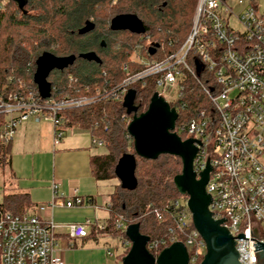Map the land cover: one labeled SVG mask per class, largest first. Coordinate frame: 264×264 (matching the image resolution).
Segmentation results:
<instances>
[{"label":"built area","instance_id":"2783aa9c","mask_svg":"<svg viewBox=\"0 0 264 264\" xmlns=\"http://www.w3.org/2000/svg\"><path fill=\"white\" fill-rule=\"evenodd\" d=\"M132 60L135 69L124 63L126 77L120 83L93 95L43 98L31 84L0 78V146L11 144L19 126L29 120L51 122L57 144L66 132L62 126L66 110L102 97L123 102L129 88L152 82L179 116L186 117L175 131L201 142L195 141L198 177L209 155L210 209L215 219H227L223 225L235 237L239 262L259 264L261 249L253 243L264 242V0H198L191 29L176 50L153 60L136 51ZM92 144L103 145L95 138ZM83 204L80 195L65 197L53 185L47 205ZM185 206L175 217V228L150 240L148 249L158 255L164 247L182 241L189 263L199 264L206 243ZM106 226L91 219L61 224L29 211L14 214L0 209L1 264H66L58 253L60 228L66 227L69 237L77 239ZM126 226L122 216L115 221L117 229ZM241 233L256 240L236 237ZM105 252L106 257L112 255L110 246Z\"/></svg>","mask_w":264,"mask_h":264},{"label":"trees","instance_id":"16d2710c","mask_svg":"<svg viewBox=\"0 0 264 264\" xmlns=\"http://www.w3.org/2000/svg\"><path fill=\"white\" fill-rule=\"evenodd\" d=\"M2 2L0 0V25L6 19V13L1 10ZM8 2L15 4L17 13L8 16V26L21 29L7 33L0 41V78L12 77L37 89L33 75L36 60L43 52L57 56L74 54L77 58L72 65L63 70L54 69L48 77L52 85L51 97L60 99L111 90L126 77L122 69L124 63L135 67L132 55L136 51L153 60L176 50L191 29L198 0H117L115 4L114 0H27L23 9L12 0ZM126 13L135 14L142 20L144 33L111 29L113 17ZM87 21H92L94 28L79 33ZM154 43L159 47L150 54L149 48ZM91 51L100 57V63L80 57ZM135 88V103L141 112L148 107L156 87L148 82L135 85ZM62 115L64 130L75 126L87 128L92 139L102 141V147L106 148L105 153L91 158L96 180H118L115 175L118 159L124 153H134V141L127 130L132 115L126 114L122 101L102 97L89 105L66 110ZM185 118L180 113L176 126ZM181 137L185 138L183 134ZM10 145L0 146V175L3 178L0 209L22 214L30 211L33 203L27 192L13 189V184L8 183L3 173L5 168L9 171ZM136 161V189L124 190L118 180L110 194L111 218L106 228L97 231L93 228L85 239L98 241L99 237H124L125 230L115 227L120 216L127 225L140 222L141 232L151 240L163 237L175 228L177 213L186 208V197L180 195L173 183L174 176L182 172L181 159L162 154L155 160L136 156ZM129 248L126 246L121 255Z\"/></svg>","mask_w":264,"mask_h":264},{"label":"water","instance_id":"95a60500","mask_svg":"<svg viewBox=\"0 0 264 264\" xmlns=\"http://www.w3.org/2000/svg\"><path fill=\"white\" fill-rule=\"evenodd\" d=\"M20 9H23L27 0H13ZM112 30H127L141 34L145 32L142 20L135 14H119L111 20ZM94 28L92 21H87L79 30L83 34ZM102 45H105L104 42ZM159 47L154 43L149 48V53L154 54ZM80 57L100 63V57L93 51L80 54ZM76 55L57 56L51 52H43L36 60V69L33 81L43 98L51 96L52 85L48 77L54 69L63 70L72 65ZM137 90L129 88L124 96L122 106L127 115H132L127 130L134 141V153H124L115 166V175L124 190L133 191L138 185L135 174L136 156L145 159H157L162 154L177 156L183 163L182 172L173 178V183L180 195L187 197V207L192 214L194 227L198 230L206 243V253L199 264H241L239 253L236 249L235 237L223 225L226 218L215 219L210 205L212 196L207 191V183L212 166L209 155L206 166L199 172V177L194 169V159L198 152L195 141L200 140L182 137L175 131L179 118L178 111L172 107L158 92H154L148 107L139 112V105L135 103ZM140 222H133L126 226L125 235L131 245L128 252L122 257V264H190L189 253L182 241H175L164 247L158 255L148 249L151 237L140 230ZM239 238H247L241 233ZM256 240V239H255ZM259 252L260 259L264 258V242L257 240L253 243Z\"/></svg>","mask_w":264,"mask_h":264},{"label":"crops","instance_id":"0c3cea01","mask_svg":"<svg viewBox=\"0 0 264 264\" xmlns=\"http://www.w3.org/2000/svg\"><path fill=\"white\" fill-rule=\"evenodd\" d=\"M89 129L75 126L66 130L63 138L54 143V129L49 121L22 123L10 145L11 163L9 172L13 174L12 188L27 192L33 203L29 212L39 214L44 220L68 224L86 219L107 223L111 218L109 209L111 180H96L91 169V158L97 154L93 150ZM3 182V178H2ZM0 188V202L3 183ZM53 185L65 197L80 195L84 204L80 206L48 207L53 197ZM45 205L44 209H39ZM58 253L66 263L75 262L77 243L87 239H71L66 227L58 231ZM1 263V260H0Z\"/></svg>","mask_w":264,"mask_h":264},{"label":"rangeland","instance_id":"374dc122","mask_svg":"<svg viewBox=\"0 0 264 264\" xmlns=\"http://www.w3.org/2000/svg\"><path fill=\"white\" fill-rule=\"evenodd\" d=\"M8 1L10 0H3L2 2L3 7L1 8V10H3L6 13V17H5L6 19L4 23L0 25V41H3L7 33H12L13 31H19L21 29L19 27L8 26V16L12 12L17 14L15 12L16 11L14 6L15 4L13 2L9 3ZM116 1L117 0H114L113 3L115 4ZM232 23L234 25H237L235 21H233ZM93 150L97 154L106 152V148L102 146L93 147ZM3 173L5 174L8 183L13 184V177L7 168L4 169ZM1 182H2V176L0 175V188H1ZM114 182L119 183L118 180L116 179L109 181V183H114ZM181 200L183 199L181 198ZM127 239L128 238L126 237V235L124 237L123 235H117L116 238H113V236L99 237L98 241L89 238L84 244L78 242L77 248L75 249L76 251L75 262L71 259V260H67L66 264H122L121 259L124 255L122 256L121 254L126 249V245L127 246L131 245V243L126 244ZM107 246H110L112 255H108L106 257L105 247Z\"/></svg>","mask_w":264,"mask_h":264},{"label":"flooded vegetation","instance_id":"af4514ba","mask_svg":"<svg viewBox=\"0 0 264 264\" xmlns=\"http://www.w3.org/2000/svg\"><path fill=\"white\" fill-rule=\"evenodd\" d=\"M259 264H264V258L260 260Z\"/></svg>","mask_w":264,"mask_h":264}]
</instances>
